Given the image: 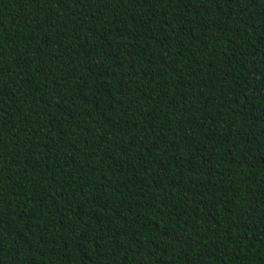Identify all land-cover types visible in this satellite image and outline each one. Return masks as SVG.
<instances>
[{
  "label": "trees",
  "instance_id": "16d2710c",
  "mask_svg": "<svg viewBox=\"0 0 264 264\" xmlns=\"http://www.w3.org/2000/svg\"><path fill=\"white\" fill-rule=\"evenodd\" d=\"M0 264H264V0H0Z\"/></svg>",
  "mask_w": 264,
  "mask_h": 264
}]
</instances>
